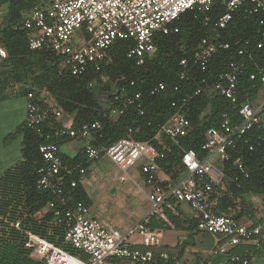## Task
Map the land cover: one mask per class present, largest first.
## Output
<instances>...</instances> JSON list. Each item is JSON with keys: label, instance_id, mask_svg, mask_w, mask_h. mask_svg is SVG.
Segmentation results:
<instances>
[{"label": "built area", "instance_id": "2783aa9c", "mask_svg": "<svg viewBox=\"0 0 264 264\" xmlns=\"http://www.w3.org/2000/svg\"><path fill=\"white\" fill-rule=\"evenodd\" d=\"M215 4L224 10L214 20L213 29L225 28L237 13L256 14L258 38L236 39L232 46L213 34L203 36L193 48L190 59L183 57L179 61L182 67L179 77L188 80L193 68L205 71L213 55L234 48L235 59L229 61L227 70L220 73L212 84L201 79L193 91L194 95H198L212 86L231 104L230 111L220 114L218 124L206 129L201 154L194 149H183L175 178L161 171L158 163L171 152V146L180 145L181 138L191 130V122L184 110L190 97L186 93L171 102L173 113L153 131L149 139L136 138L135 134L141 132V127L131 126L127 136L105 145L101 141L104 137L101 120L74 126L73 116L65 113L61 106L48 102L47 109H41L34 100L35 93L30 91L26 95V122L40 125L51 119L52 126L46 139L52 136L66 142L81 143L79 150L89 165L85 167L65 162L62 144L54 141L40 143L41 163L36 170L35 187L39 191H50L52 197L35 216L41 217L49 211L57 223L65 225L62 244H55L22 227L26 216L23 200L22 220L6 218L10 213H2L5 202L0 203V234L3 237L21 241L31 258L46 264H166L168 253L159 250L163 232L148 223L152 216L169 223L165 211L174 212L176 203H185L196 219L198 230L223 235L229 246L251 243L261 247L264 244V216L244 222L232 213H216V200L211 199L213 194L219 193L216 185L225 176L223 167L230 160V152L236 144L243 142L252 150L251 138L264 140V61L259 62L256 54L257 51L264 54V0H46L42 5L31 6L13 26L26 31L30 50L50 49L57 56L60 73L79 77L88 71H97L111 61L109 47L115 40H129L132 45L126 56L141 64L145 55L154 50L156 35L178 31L173 23L181 13L195 9L207 24ZM6 57L5 49L0 46V59ZM249 67L252 69L248 71ZM244 73L250 81L258 83L259 88L253 100L239 104L240 79ZM164 87V83L159 82L151 93ZM11 91L12 98L18 95L17 86ZM42 94L43 91L40 99H43ZM140 97L137 92L133 98H124L130 104ZM118 99L119 95L113 96L102 117L123 113L126 105L118 108L114 104ZM139 113L142 114L143 110L140 109ZM64 115L68 118L66 121L61 120ZM103 159L120 170V181H134L129 175L130 170H136L142 177V186L136 184L143 191L149 208L137 222L124 229L112 227L92 215L89 205L74 200L67 190L77 185L76 179L72 178L74 175L83 184L88 170ZM234 167V180L249 177V170L240 158L234 161ZM134 235L139 238V246L128 242ZM65 245L87 257L68 251ZM217 252L227 254L225 264H250L248 257L229 253L223 246ZM123 260L127 262L122 263Z\"/></svg>", "mask_w": 264, "mask_h": 264}, {"label": "trees", "instance_id": "16d2710c", "mask_svg": "<svg viewBox=\"0 0 264 264\" xmlns=\"http://www.w3.org/2000/svg\"><path fill=\"white\" fill-rule=\"evenodd\" d=\"M45 1L0 0V9H2L0 46L7 53L6 58L0 59V100L10 97L12 88L17 86L18 95L25 99L28 92H34V100L38 102L41 109L45 110L48 107V101L44 98L40 99V93L45 89L48 96L54 99L65 113L73 116L74 126L82 122L101 120L104 126V137L101 141L108 145L127 136L128 128L131 126L141 127V132L135 134L136 138L149 139L153 131L173 113L174 108L171 102L182 98L186 93L190 97L184 110L191 122V130L186 137L181 138L180 145H172L171 152L158 162L161 171L175 178L178 175L175 169L179 164L182 150L194 149L201 154L200 149L206 129L218 124L223 111L231 110L229 100L214 87L211 86L198 95H194L193 91L203 78L208 84H212L220 73L227 70L229 61L235 59V53L233 47L216 53L211 57L205 71L193 68L188 80L179 77L182 69L179 65L180 59L183 57L190 59L193 48L203 36L209 37L213 34L231 44L236 39L257 40L258 16L237 13L225 28L213 29L214 20L224 10L222 6L215 4L207 24H204L203 16L199 11L188 9L174 21L173 26L178 27L176 33L155 36V48L145 55L141 64H137L135 59L126 56L132 45L129 40H115L109 47L112 59L108 64L102 65L97 71H88L76 77L59 72L57 56L50 49L30 50L27 46L26 31L13 26L15 22L23 18L31 6L42 5ZM256 54L258 61L263 62V52L257 51ZM251 69L249 67L248 71ZM159 82L164 83V89L151 93L152 88ZM176 86L178 89H174ZM258 88V83L250 81L246 73L242 74L238 103L253 100ZM137 92L141 94V97L127 104L124 97L133 98ZM116 94L119 95V99L114 101V104L118 108L123 104L126 105L123 113L102 117V112L108 110ZM140 109L143 110L142 114L139 113ZM51 126V119L48 123L40 125H30L25 120L17 128V132L21 135V159L13 165L15 169L9 173L7 180L3 181L2 184H6L0 195L8 194L12 189L10 182L17 177L18 184L22 187V200L26 211L22 227L46 237L55 244H62L65 225L57 223L49 211L41 217L35 216L52 197L50 191H39L35 187L36 170L41 163L38 146L46 141H54L58 144L66 142L64 139H56L52 136L46 139ZM250 143L254 145L252 150L248 149L247 144L239 142L230 152L231 158L223 167L225 176L216 185L219 196L216 194L211 196V199L216 200L214 206L216 213H232L238 219H241L244 214L252 216L251 209L255 207L249 205L247 197L262 196L264 198V140L253 137ZM62 156L67 163H76L85 167L89 165L81 150L72 156L66 153ZM237 158H240L249 170L248 178L240 177L234 180L236 175L234 161ZM72 178L76 179L77 185L67 190L69 189L74 200L83 201L89 205L90 199L79 177L74 175ZM165 212L173 227L180 228L182 223L179 220V213L172 214L168 210ZM184 223L187 225L184 226ZM148 225L161 230L170 227L168 222L159 220L155 216L151 217ZM182 227L190 237L188 240L178 241L173 247L163 245L159 248L168 253L169 259L166 264H172L171 257L175 253L181 255L185 247L191 244L192 231H199L194 216L189 221L183 222ZM65 248L83 258L87 257L86 254L69 245H65ZM234 250L242 251L243 248L235 247ZM254 250H256L255 254L259 252V249ZM0 264L46 263L31 258L21 241H11L0 234Z\"/></svg>", "mask_w": 264, "mask_h": 264}, {"label": "crops", "instance_id": "0c3cea01", "mask_svg": "<svg viewBox=\"0 0 264 264\" xmlns=\"http://www.w3.org/2000/svg\"><path fill=\"white\" fill-rule=\"evenodd\" d=\"M26 118V99L23 96H15V97H5L4 99L0 100V172L3 169H6L9 166H13L21 159V135L17 132V128L24 123ZM70 144V146H68ZM79 143L76 142H65L62 144V151L63 153L72 155L79 150ZM14 150L16 156L14 159L8 157V152ZM74 150V151H72ZM2 155V156H1ZM7 155V156H5ZM96 165L88 170V174L83 178V184L87 191V195L90 199V210L91 214L94 216L99 217L104 222L112 227H117L119 229H124L130 225H133L137 222L143 214H145L149 208L148 202L145 198L143 191L137 186V184L142 186V183H139L137 179L142 181V177L136 170H132L129 172V175L133 178L128 179L126 181H120L119 176L121 174L120 170L116 167L119 173L116 175L117 181L120 183L131 181L134 185H136L138 190H140L146 201L139 205H135L132 203L131 193L130 191L133 190L131 187L125 188L126 196L129 200L130 206H124L123 209L116 208L117 205H114L111 202V199L100 200L94 199L91 195L92 194H101L103 195L104 199H106V194L103 193V187L105 186L104 179L98 181L99 172L96 171ZM12 169H15L12 167ZM97 172V173H96ZM132 172V173H131ZM99 173V174H98ZM98 174V175H97ZM102 174H100L101 177ZM96 179V180H95ZM91 180V182H90ZM90 182V190L86 187L87 183ZM143 182V181H142ZM137 183V184H136ZM6 184V183H4ZM4 184H0V192L3 191ZM86 184V185H85ZM103 186V187H102ZM129 192V193H127ZM106 201V202H105ZM114 201V200H113ZM115 202V201H114ZM177 206V208H176ZM172 214L179 213V220L183 225V222L189 221L193 214L189 207L185 203H176L175 204V211H170ZM133 214V217H132ZM127 218V219H126ZM134 219L133 222H130L129 219ZM260 216H242V221L244 222H251L259 219ZM117 219V221H116ZM170 227L167 229H162L163 237L161 239V244L173 247L175 246L178 241H182L184 239H189L188 235L183 230L181 225L180 228H174L173 225L169 222ZM187 224L184 223V226ZM207 232L204 231H192V241L191 244L185 247L184 252L181 255L175 253L171 257L173 259V264H225L227 260L226 253H219L217 252L219 247L223 246L227 252L231 253H239L245 255L250 259V264L252 262L260 264L261 261H264V244L261 247H256L251 243H240L235 246L227 245V238L223 235H214L216 239L211 237L206 238ZM206 239V240H205ZM132 245L139 246V238L133 237L132 241L130 242ZM235 247H242V251H235ZM254 249H259V252L255 254ZM234 250V251H233ZM176 252V251H175ZM187 255V257H186ZM169 259V258H168ZM185 259V261H184ZM264 264V262H263Z\"/></svg>", "mask_w": 264, "mask_h": 264}, {"label": "rangeland", "instance_id": "374dc122", "mask_svg": "<svg viewBox=\"0 0 264 264\" xmlns=\"http://www.w3.org/2000/svg\"><path fill=\"white\" fill-rule=\"evenodd\" d=\"M42 91H43L42 95H43V98L45 100H47L48 102H51V103L58 104L54 99H51V97L48 96L47 91H45V89ZM57 106L58 105H55V107H57ZM67 119H68L67 116L64 115V117L61 120L66 121ZM79 145H81V143H79ZM68 146H70V144H68ZM72 151H74V150H72ZM5 156H7V155H5ZM15 156H16V153L14 152V150H12L11 152H8L9 158L14 159ZM12 167L13 166L11 165V166L7 167L6 169H3L0 172V184H2L3 181L7 180V176H9V173L13 172ZM96 171L99 172L100 174H102L100 177V174L98 173L99 174L98 181H101L102 179H104L105 186L104 187L102 186V187H103V193L106 194V199H104L103 195H101V194L97 195L96 193L91 195L94 199L100 200V198H101L102 201L103 200L107 201V199L108 200L111 199V202L114 205H117L116 208L119 207L120 209L121 208L123 209L124 206L129 207L130 206L129 202L131 201L125 195L126 192L124 190L127 187H131L133 189L130 191L131 198H133L132 203L135 205L137 204L139 206L142 203H144V205H145L146 201L144 199V195L140 190H138L139 188H137L136 185H134L131 181H127V182H123V183H120L117 181L116 175L119 173V171L116 169V167L109 160H107V159L100 160L96 165ZM130 171H132V170H130ZM161 178H163L162 175H161ZM137 181L139 183H142V181L140 179H137ZM90 182H91V180H90ZM90 182H88L87 185L85 184L89 190L91 189L90 188V186H91ZM11 183H12V189L8 192V194L0 195V201H2L0 203L4 204L3 202H5V205H4L5 209L2 211V213L5 214L6 212L7 213L9 212L10 215L6 216V218H8V219H11V220L12 219H20V220H22V218L24 216L23 206H22V187L20 184H18V178L17 177L14 178L10 182V184ZM127 193H129V192H127ZM1 196H2V199H1ZM247 199L249 201L248 202L249 205L252 207H255V208L251 209L252 213H253L252 216L263 217L264 216V198L262 196H248ZM132 217H133V214H132ZM129 220H130V222H133L134 219L130 218ZM116 221H117V219H116ZM0 225H2V224L0 223ZM133 237H137V236L134 235ZM133 237H131L128 240L129 243L132 241ZM205 237L206 238L211 237L213 239H216V237L211 235V234H207V236H205ZM186 257H187V255H186ZM170 261L173 264L174 260L170 259ZM184 261H185V259H184ZM126 262H127L126 260L122 261V263H126ZM263 262L264 261L262 260L260 264H263ZM251 264H257V263L252 262Z\"/></svg>", "mask_w": 264, "mask_h": 264}]
</instances>
